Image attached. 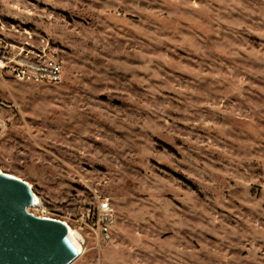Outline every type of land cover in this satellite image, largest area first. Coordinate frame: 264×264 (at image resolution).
I'll use <instances>...</instances> for the list:
<instances>
[{"label": "rangeland", "instance_id": "obj_1", "mask_svg": "<svg viewBox=\"0 0 264 264\" xmlns=\"http://www.w3.org/2000/svg\"><path fill=\"white\" fill-rule=\"evenodd\" d=\"M0 170L67 221L109 199L71 264H264V0H0Z\"/></svg>", "mask_w": 264, "mask_h": 264}, {"label": "water", "instance_id": "obj_2", "mask_svg": "<svg viewBox=\"0 0 264 264\" xmlns=\"http://www.w3.org/2000/svg\"><path fill=\"white\" fill-rule=\"evenodd\" d=\"M5 174H0V264H71L76 254L66 242L68 226L28 213L38 202L31 203L23 182Z\"/></svg>", "mask_w": 264, "mask_h": 264}, {"label": "built area", "instance_id": "obj_3", "mask_svg": "<svg viewBox=\"0 0 264 264\" xmlns=\"http://www.w3.org/2000/svg\"><path fill=\"white\" fill-rule=\"evenodd\" d=\"M0 69L8 72L18 81L61 83L63 81V67L61 63L46 53L37 54L36 58L8 57L0 52ZM96 204L84 209L76 210L78 224L75 233L82 236L81 231L88 229L101 241H109L112 227L115 224V211L106 197L96 196ZM68 224L67 221H64ZM71 227V225H69ZM72 229V227H71Z\"/></svg>", "mask_w": 264, "mask_h": 264}, {"label": "bare ground", "instance_id": "obj_4", "mask_svg": "<svg viewBox=\"0 0 264 264\" xmlns=\"http://www.w3.org/2000/svg\"><path fill=\"white\" fill-rule=\"evenodd\" d=\"M0 174H5L3 171L0 170ZM5 176H8V177H14V178H17L18 180H20L21 182H23L28 188L29 190L31 191V194H32V204H34L35 202H38L39 203V198L37 195H35L32 187L27 183V181L17 177V176H14V175H11V174H5ZM27 212L28 213H31L29 212V210L27 209ZM42 217V216H40ZM45 218H51V217H46L44 216ZM64 222V221H62ZM68 228H69V231H68V236L66 238V242L70 245L71 248H73V250L75 251V254H76V259L78 257H80V255L83 254V249H82V243L81 241L79 240V237H77V233H75V231H73V229H71V227L69 226V224H67L66 222H64Z\"/></svg>", "mask_w": 264, "mask_h": 264}]
</instances>
